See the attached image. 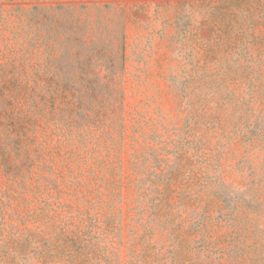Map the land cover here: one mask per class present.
I'll use <instances>...</instances> for the list:
<instances>
[{"label": "rangeland", "instance_id": "rangeland-1", "mask_svg": "<svg viewBox=\"0 0 264 264\" xmlns=\"http://www.w3.org/2000/svg\"><path fill=\"white\" fill-rule=\"evenodd\" d=\"M0 264H264V0H0Z\"/></svg>", "mask_w": 264, "mask_h": 264}]
</instances>
